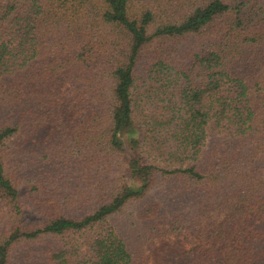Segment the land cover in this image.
Listing matches in <instances>:
<instances>
[{"label": "trees", "instance_id": "16d2710c", "mask_svg": "<svg viewBox=\"0 0 264 264\" xmlns=\"http://www.w3.org/2000/svg\"><path fill=\"white\" fill-rule=\"evenodd\" d=\"M48 237L264 264V0H0V264Z\"/></svg>", "mask_w": 264, "mask_h": 264}, {"label": "rangeland", "instance_id": "374dc122", "mask_svg": "<svg viewBox=\"0 0 264 264\" xmlns=\"http://www.w3.org/2000/svg\"><path fill=\"white\" fill-rule=\"evenodd\" d=\"M59 244V240L51 239L50 237L37 240L27 245L26 247H21L19 251L25 249L24 254H30L26 264H47L46 257L49 255L50 251ZM22 257V254H21Z\"/></svg>", "mask_w": 264, "mask_h": 264}]
</instances>
